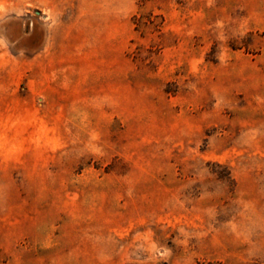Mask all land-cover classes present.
Masks as SVG:
<instances>
[{"label":"rangeland","instance_id":"rangeland-1","mask_svg":"<svg viewBox=\"0 0 264 264\" xmlns=\"http://www.w3.org/2000/svg\"><path fill=\"white\" fill-rule=\"evenodd\" d=\"M0 264H264V0H0Z\"/></svg>","mask_w":264,"mask_h":264}]
</instances>
